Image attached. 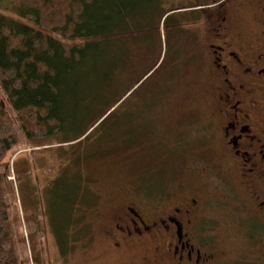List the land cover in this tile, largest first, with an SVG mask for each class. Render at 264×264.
I'll use <instances>...</instances> for the list:
<instances>
[{
	"label": "rangeland",
	"instance_id": "obj_1",
	"mask_svg": "<svg viewBox=\"0 0 264 264\" xmlns=\"http://www.w3.org/2000/svg\"><path fill=\"white\" fill-rule=\"evenodd\" d=\"M10 2L5 0L3 7L9 9ZM202 4L211 3L160 0V8L170 18L166 27L161 21L155 31L159 38L154 32L146 36L147 42L141 31L135 44L128 42L137 73L151 67V72L156 70L145 85L152 96L150 101L145 97L146 105L118 110L113 119H118L119 125L111 129L129 142L132 128L142 132L149 128V137L142 135L138 146L124 152L121 143L93 145L94 138L75 145L57 144L53 138L31 143L19 138L8 153L2 170L8 180L6 197L19 264L159 262L161 256L148 243L112 247L106 237L112 214L126 202L134 209L165 212L191 192L201 193L206 200L203 225L212 229L210 240L221 254L217 264H264L256 257L257 247L243 233L241 218L246 211L235 206L243 203L247 194L237 179L231 181L230 190L224 189L223 182L229 177L226 172H216L217 155L206 135L212 111L206 49L210 24L206 14L189 11ZM252 15L251 8L240 15L243 34L249 37L259 32ZM139 24L142 27L143 21ZM137 116L138 121L126 127L125 121ZM156 145H160L158 150ZM151 147L152 151L141 154L140 150ZM90 150L99 154L84 156ZM205 167L210 171H203ZM59 171L62 182L79 177L76 184H81L80 191L88 199L82 204L74 202L70 219L63 212L68 203L64 198L57 200V188L54 192L48 188ZM69 190L75 192V188ZM59 195L63 197V193Z\"/></svg>",
	"mask_w": 264,
	"mask_h": 264
},
{
	"label": "trees",
	"instance_id": "obj_2",
	"mask_svg": "<svg viewBox=\"0 0 264 264\" xmlns=\"http://www.w3.org/2000/svg\"><path fill=\"white\" fill-rule=\"evenodd\" d=\"M4 2L0 0V264H19L2 170L8 153L19 138L28 143L53 138L62 145L94 138L93 145L121 143L125 152L138 146L142 135L149 137V128H132L125 142L111 127L119 125L113 119L118 110L146 105L152 96L145 85L156 70L137 73L128 42L135 44L141 31L147 40L161 21L163 28L168 25L170 15L165 16L160 0H11L9 9ZM138 119L125 121L126 127ZM97 154L90 150L84 156ZM59 172L48 188L63 193L57 200L68 203L63 212L70 219L74 202L88 199L76 184L79 177L62 182Z\"/></svg>",
	"mask_w": 264,
	"mask_h": 264
},
{
	"label": "flooded vegetation",
	"instance_id": "obj_3",
	"mask_svg": "<svg viewBox=\"0 0 264 264\" xmlns=\"http://www.w3.org/2000/svg\"><path fill=\"white\" fill-rule=\"evenodd\" d=\"M208 3L189 9L206 14L210 24L206 49L212 111L206 135L217 155L216 172L228 174L224 189L230 190L237 179L247 194L235 206L246 211L243 233L264 262V0ZM247 8L259 29L254 37L242 30L240 15ZM205 202L197 192L165 212L134 209L126 202L113 212L106 237L114 248L123 243L151 245L161 257L145 264H217L221 254L210 240L212 229L203 225Z\"/></svg>",
	"mask_w": 264,
	"mask_h": 264
}]
</instances>
